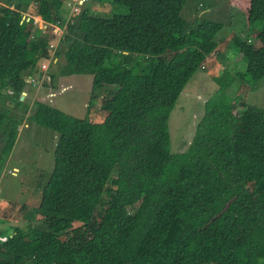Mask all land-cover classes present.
Masks as SVG:
<instances>
[{
  "label": "trees",
  "instance_id": "trees-1",
  "mask_svg": "<svg viewBox=\"0 0 264 264\" xmlns=\"http://www.w3.org/2000/svg\"><path fill=\"white\" fill-rule=\"evenodd\" d=\"M14 1L0 0V101L3 90L19 99L38 62L51 59L54 27L66 17L65 0H28V17ZM104 1L113 12L83 6L54 53L64 58L61 77L91 76L94 90L110 93L104 120L35 102L29 120L58 136L36 209L44 218L0 231V264H264V108L246 99L264 79V0H227L259 46L229 39L245 71L213 78L218 89L179 154L169 116L223 26L186 22L187 0ZM235 79L238 97L229 98ZM19 127L0 112V160Z\"/></svg>",
  "mask_w": 264,
  "mask_h": 264
},
{
  "label": "rangeland",
  "instance_id": "rangeland-1",
  "mask_svg": "<svg viewBox=\"0 0 264 264\" xmlns=\"http://www.w3.org/2000/svg\"><path fill=\"white\" fill-rule=\"evenodd\" d=\"M19 2L22 3L21 10L25 17L34 14L32 2L15 0L13 3ZM84 2L83 6L88 7L94 14L113 12L114 9L106 1L84 0ZM64 5L65 15L68 18L79 13L81 8L79 10L76 8L74 12L75 7H69L65 3ZM114 12L125 11L115 9ZM181 17L190 24L199 18L220 23L223 28L214 39L217 44L216 52L208 57L203 72L197 71L185 86L169 116L170 148L174 154L183 153L189 147L195 128L203 116L204 103L218 89L213 78L221 77L225 73L235 78L236 74L245 71V63L241 61L236 50L229 46L232 35L239 36L254 47L259 46L257 40L249 39L250 30L246 27L242 12L231 8L227 0H187ZM35 20L39 26L44 24L40 19ZM66 25H60L59 28L57 24L54 27V38L50 46L53 59L40 60L31 78L27 77L28 86L21 94L23 100L16 99L9 90L2 91L0 112L5 117L18 122L20 127L11 153L0 160V217L5 219V222L0 219V231L14 227L26 229L43 222L44 217L38 215L36 209L40 202L42 187L54 166V150L58 136L29 120L35 102H42L78 119H86L94 123H101L104 120V113L100 107L110 93L94 90L91 76L61 77L59 75L64 58L62 55L55 58L54 53L63 52L60 40ZM40 28L45 29L43 26ZM253 28L258 30L260 24ZM49 61L47 70H42V65L48 64ZM240 85V80L235 79L227 89V96L235 98ZM246 95L249 105L264 108V79ZM4 144L5 137L0 136V158ZM23 206L25 208L22 209Z\"/></svg>",
  "mask_w": 264,
  "mask_h": 264
},
{
  "label": "built area",
  "instance_id": "built-area-1",
  "mask_svg": "<svg viewBox=\"0 0 264 264\" xmlns=\"http://www.w3.org/2000/svg\"><path fill=\"white\" fill-rule=\"evenodd\" d=\"M86 2V1H85ZM84 0H65V4H67L69 7H75V10H73L74 12H76V8L79 10V8L81 7H83V5H84ZM65 6V5H64ZM80 8V9H81ZM71 18V17H70ZM70 18H68L67 16L65 17V22H64V24H67L69 21H70ZM36 21V20H35ZM41 21V20H40ZM37 23V22H36ZM42 23H44L43 21H42ZM38 24V23H37ZM63 24V25H64ZM41 26H39V28L40 27H42L43 26V28H46V24L44 23L43 25L42 24H40ZM59 28H60V25H59ZM41 29V28H40ZM62 37V36H61ZM51 59H53V58H51ZM50 65V61L48 62V64H43L42 65V70H47V67ZM1 239V238H0ZM2 240V239H1ZM5 240V239H4ZM3 240V241H4Z\"/></svg>",
  "mask_w": 264,
  "mask_h": 264
},
{
  "label": "water",
  "instance_id": "water-1",
  "mask_svg": "<svg viewBox=\"0 0 264 264\" xmlns=\"http://www.w3.org/2000/svg\"><path fill=\"white\" fill-rule=\"evenodd\" d=\"M27 21H28V19H27ZM20 99L23 100V95H21Z\"/></svg>",
  "mask_w": 264,
  "mask_h": 264
},
{
  "label": "crops",
  "instance_id": "crops-1",
  "mask_svg": "<svg viewBox=\"0 0 264 264\" xmlns=\"http://www.w3.org/2000/svg\"><path fill=\"white\" fill-rule=\"evenodd\" d=\"M29 78H31L30 76H29ZM24 93V92H23Z\"/></svg>",
  "mask_w": 264,
  "mask_h": 264
}]
</instances>
